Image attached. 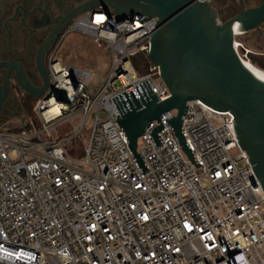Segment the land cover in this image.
Here are the masks:
<instances>
[{
    "label": "built area",
    "instance_id": "obj_1",
    "mask_svg": "<svg viewBox=\"0 0 264 264\" xmlns=\"http://www.w3.org/2000/svg\"><path fill=\"white\" fill-rule=\"evenodd\" d=\"M144 18L104 9L75 18L49 57L51 82L32 109L41 128L25 117L19 130L0 131V264H264V191L231 112L187 104L182 134L198 168L166 122L177 110L160 117L161 147L150 135L158 120L138 140L148 172L129 148L112 99L145 81L159 102L171 95L149 58L158 19ZM73 35L107 49L108 72L59 54ZM242 35L233 46L248 58ZM260 35L264 42V28ZM78 117L73 136L54 139L58 124ZM86 127L90 140L78 160L74 140Z\"/></svg>",
    "mask_w": 264,
    "mask_h": 264
},
{
    "label": "water",
    "instance_id": "obj_2",
    "mask_svg": "<svg viewBox=\"0 0 264 264\" xmlns=\"http://www.w3.org/2000/svg\"><path fill=\"white\" fill-rule=\"evenodd\" d=\"M259 5L243 9L224 22L218 21L215 8L199 0H87L63 19V30L79 15L97 9L118 16H145L141 22L156 17L152 30L149 58L159 68L160 76L170 91L162 102L148 81L129 93L113 98L120 115L116 121L129 142L142 174L148 169L137 153V143L153 120L161 125L150 133L156 147L162 143L158 133L164 126L162 114L177 110L166 121L173 130L189 160L199 167L182 134V117L187 104L201 101L212 109L231 112L238 143L246 152L256 177L264 191V79L245 68L233 46L234 37L264 28V0ZM256 2H253V6ZM43 85L32 86L20 75L24 92L40 99L50 85L48 70L39 58ZM8 94V82L0 88V118Z\"/></svg>",
    "mask_w": 264,
    "mask_h": 264
},
{
    "label": "flooded vegetation",
    "instance_id": "obj_3",
    "mask_svg": "<svg viewBox=\"0 0 264 264\" xmlns=\"http://www.w3.org/2000/svg\"><path fill=\"white\" fill-rule=\"evenodd\" d=\"M86 1L0 0V88L8 82L3 111L10 105L18 107L20 117L24 116V104L33 97L24 92L20 75L34 87L43 85L40 56L48 70L49 57L66 29L63 30V19ZM252 2L260 3L259 0H239L233 7L243 10ZM11 116H14L13 111L7 114Z\"/></svg>",
    "mask_w": 264,
    "mask_h": 264
},
{
    "label": "rangeland",
    "instance_id": "obj_4",
    "mask_svg": "<svg viewBox=\"0 0 264 264\" xmlns=\"http://www.w3.org/2000/svg\"><path fill=\"white\" fill-rule=\"evenodd\" d=\"M238 2L239 0L212 1V5L217 11L218 18L221 22L237 15L241 8H234L233 3ZM240 39L244 42L246 49L249 50L248 59H256L259 62H264V57H262L264 56V42L260 36V29L246 33L242 35ZM243 53L245 52L243 51ZM59 54L64 55V59L68 63L89 69L101 76L108 72L111 64V56L107 49L97 48L92 39L84 35H73L68 38L60 48ZM95 82L98 83V78L95 79ZM30 102L31 101H28V103ZM28 103L24 104V116L22 115L21 117V111L18 107L11 108L10 105H6L0 118V131L14 130L23 127L25 124V110L29 105ZM12 111L14 116L7 117V114H11ZM28 118L31 124H38L39 128H41V123L32 110L29 112ZM80 123L81 117H78L73 121H65L58 124L53 131L54 139L62 141L70 136H73ZM90 133L91 129L86 127L82 130V132H80L81 138L78 139L76 137L74 140V146L78 151V160L84 155V146L89 143Z\"/></svg>",
    "mask_w": 264,
    "mask_h": 264
},
{
    "label": "trees",
    "instance_id": "obj_5",
    "mask_svg": "<svg viewBox=\"0 0 264 264\" xmlns=\"http://www.w3.org/2000/svg\"><path fill=\"white\" fill-rule=\"evenodd\" d=\"M258 5H256V4H254V6H253V2L252 3H250L249 4V6L248 7H246L245 9H247V8H253V7H257ZM242 10H239L238 11V13H240ZM237 13V14H238ZM261 36V35H260ZM262 57H264V56H262ZM252 62H253V64H255L256 66H258L259 68H261L262 70H264V62H259V61H257L256 59H253V60H251ZM31 102L30 103H28L29 105H28V107L26 108V112H25V117H28V114H29V112L33 109V107H34V105H35V103H36V100L34 99V98H32L31 100H30ZM20 129V128H19ZM19 129H14V130H19ZM11 130H13V129H11Z\"/></svg>",
    "mask_w": 264,
    "mask_h": 264
},
{
    "label": "bare ground",
    "instance_id": "obj_6",
    "mask_svg": "<svg viewBox=\"0 0 264 264\" xmlns=\"http://www.w3.org/2000/svg\"><path fill=\"white\" fill-rule=\"evenodd\" d=\"M241 60L246 69L264 79V70L253 64V62L248 58H241Z\"/></svg>",
    "mask_w": 264,
    "mask_h": 264
}]
</instances>
